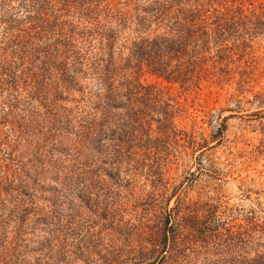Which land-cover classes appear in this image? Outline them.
Returning <instances> with one entry per match:
<instances>
[{"label":"trees","instance_id":"trees-1","mask_svg":"<svg viewBox=\"0 0 264 264\" xmlns=\"http://www.w3.org/2000/svg\"><path fill=\"white\" fill-rule=\"evenodd\" d=\"M17 3L12 41L0 49V232L23 226L1 215L14 186L72 184L77 171L97 167L116 172L118 183L126 165L157 177L161 193L146 205L149 214H163L166 177L208 143L204 133L198 142L195 131L177 125L194 115L190 92L207 83L244 94L263 82L264 0ZM146 76L158 82L146 84ZM173 88L179 95L170 94ZM184 137L190 148L181 145ZM251 154V181L259 187L238 195L248 204L212 207L202 223L199 209L179 207L150 264H264V139ZM185 224L204 232H181ZM16 255L0 249V264Z\"/></svg>","mask_w":264,"mask_h":264},{"label":"rangeland","instance_id":"rangeland-1","mask_svg":"<svg viewBox=\"0 0 264 264\" xmlns=\"http://www.w3.org/2000/svg\"><path fill=\"white\" fill-rule=\"evenodd\" d=\"M17 10V0H0V49L12 41ZM258 44L264 53V37ZM143 80L146 84L158 82L151 76ZM262 81L244 94L227 85L211 87L207 83L190 92L188 104L194 115L191 120H178L177 125L190 135L195 131L198 142L204 133L208 143L194 157L181 156L179 165L166 177L168 202L163 214L158 210L149 214L146 205L161 193V184L151 173L135 172L126 165L118 183L113 180L118 174L111 170L102 172L97 167L87 175L77 171L70 176H75L72 184L14 186L13 197L5 200L9 211L1 215L23 222V226L18 232H0V249L17 253L11 264H150L161 251L160 235L166 231L167 219L179 207L199 209L195 216L202 223L209 220L212 207L247 205L238 195L241 189L259 187L251 181L256 178L251 152L264 139V114L259 115L264 111L259 105L264 99V78ZM179 93L178 88L170 90L172 96ZM232 95L250 103L237 105L231 101ZM221 126H226L222 135ZM181 145L190 148L189 139L184 137ZM86 177L92 180L86 181ZM89 194L92 198L85 197ZM180 231L204 232V227L185 224Z\"/></svg>","mask_w":264,"mask_h":264}]
</instances>
